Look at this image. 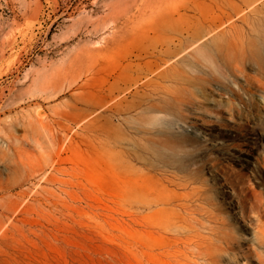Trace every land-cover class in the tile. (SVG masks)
Instances as JSON below:
<instances>
[{
	"label": "rangeland",
	"instance_id": "obj_1",
	"mask_svg": "<svg viewBox=\"0 0 264 264\" xmlns=\"http://www.w3.org/2000/svg\"><path fill=\"white\" fill-rule=\"evenodd\" d=\"M262 134L264 0H0V264H264Z\"/></svg>",
	"mask_w": 264,
	"mask_h": 264
},
{
	"label": "bare ground",
	"instance_id": "obj_2",
	"mask_svg": "<svg viewBox=\"0 0 264 264\" xmlns=\"http://www.w3.org/2000/svg\"><path fill=\"white\" fill-rule=\"evenodd\" d=\"M247 16H249V14H244V15H241V19L243 20H246L247 19ZM229 20L231 21L230 24H229V27H232V28H235L236 25H235V22H234V19L232 16H229ZM224 22H221L220 24V29L223 30L225 28V24ZM236 29V28H235ZM239 35V34H238ZM262 137L264 138V135L262 134ZM242 143H249V141L247 140H242L241 141ZM177 184H181V183H177ZM191 188V187H190ZM200 189L196 186H193L191 188V190L189 189V192L186 193V194H179V195H174L173 197H168L164 200V203L166 205H168L167 207H165V209L167 210V212L169 214H171L173 217H174V222L175 224H177L179 221L180 222H184V223H191L196 221L198 222L199 221V224L201 225H204L206 223L204 222H209L211 225L210 226H206V227H215L214 225H217V213L214 208V203L211 201H208L206 200L205 197H202V192L199 191ZM205 198V200H204ZM194 211L200 213V219L197 218L195 215H194ZM263 212H264V209H263ZM191 218V220H189ZM202 219H204V221H202ZM195 222V223H196ZM213 222V223H212ZM189 225V224H188ZM196 225V224H195ZM207 225V224H206ZM192 227V226H191ZM204 227V226H203ZM205 227V228H206ZM202 228V227H201ZM197 230V229H195ZM194 230V232H196ZM200 233H202L201 231H199ZM193 236L195 237H207L206 235H200L198 233L194 234L192 232ZM205 234V233H204ZM190 235V234H189ZM192 236V235H191ZM192 236V237H193ZM210 236V235H209ZM258 238L260 240H263L264 239V233H259L258 235ZM175 237V235H174ZM177 237V235H176ZM189 237V236H188ZM189 239V238H188ZM199 239V238H198ZM193 240V239H192ZM205 240V239H204ZM196 242V240H195ZM205 242V241H204ZM195 245V244H194ZM205 246V245H204ZM205 247H208V246H205ZM205 250V249H203ZM179 251V250H178ZM195 251V250H194ZM193 251V252H194ZM177 252V251H176ZM180 252V251H179ZM197 252V251H196ZM201 252V251H200ZM199 252V253H200ZM203 253V252H201ZM209 252H206L204 255H205V258H206V255L207 257L211 258L212 261L211 262H214L213 260H216V256L215 255H208ZM178 254V253H177ZM210 254V253H209ZM184 252L182 253V256H184ZM198 255V254H197ZM196 255V256H197ZM180 256V254H179ZM187 256V255H185ZM199 256V255H198ZM178 257V256H177ZM179 258V257H178ZM177 258V260H178ZM200 258V256H199ZM201 258H202V255H201ZM176 259V257H175ZM182 259V258H181ZM205 261V260H204ZM217 261V260H216ZM177 262H181V260L177 261ZM206 264L207 263V260L205 261ZM216 263V262H215ZM177 264V263H176ZM180 264V263H178ZM183 264V263H181ZM188 264V263H187ZM212 264V263H211Z\"/></svg>",
	"mask_w": 264,
	"mask_h": 264
}]
</instances>
